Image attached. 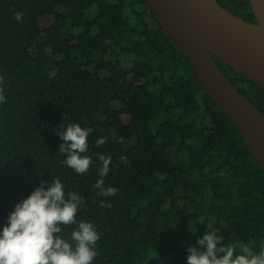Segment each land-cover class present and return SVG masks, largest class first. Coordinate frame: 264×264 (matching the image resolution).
I'll use <instances>...</instances> for the list:
<instances>
[{
	"label": "trees",
	"instance_id": "obj_1",
	"mask_svg": "<svg viewBox=\"0 0 264 264\" xmlns=\"http://www.w3.org/2000/svg\"><path fill=\"white\" fill-rule=\"evenodd\" d=\"M217 1L256 21L250 0ZM215 59L264 113V89ZM0 92V227L61 179L101 233L95 264H187L213 229L225 246H264V170L144 0H0ZM76 123L92 130L84 175L61 163ZM97 154L112 196L94 188Z\"/></svg>",
	"mask_w": 264,
	"mask_h": 264
},
{
	"label": "clouds",
	"instance_id": "obj_2",
	"mask_svg": "<svg viewBox=\"0 0 264 264\" xmlns=\"http://www.w3.org/2000/svg\"><path fill=\"white\" fill-rule=\"evenodd\" d=\"M22 17L20 12L15 14L18 21ZM5 102L6 97L0 92V104ZM91 131L76 123L61 133L65 141L61 151L67 157L61 163L81 175L88 172L92 163L90 156L82 155L89 151ZM105 142V137L98 138L96 146ZM97 155L102 166L94 188L100 190L101 196H112L115 189L105 187L104 179L110 172L111 158ZM83 204L81 195L66 193L61 179L35 189L15 205L6 224L0 227V264H95L101 233L94 223L77 220ZM62 225L76 227L66 236ZM222 241L215 229L206 232L198 240L200 248L188 249L187 264H264V246L256 253L248 246H225Z\"/></svg>",
	"mask_w": 264,
	"mask_h": 264
},
{
	"label": "water",
	"instance_id": "obj_3",
	"mask_svg": "<svg viewBox=\"0 0 264 264\" xmlns=\"http://www.w3.org/2000/svg\"><path fill=\"white\" fill-rule=\"evenodd\" d=\"M144 1L264 170V113L232 84L215 59L264 89V0H250L255 22L230 12L217 0Z\"/></svg>",
	"mask_w": 264,
	"mask_h": 264
}]
</instances>
